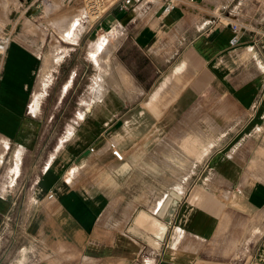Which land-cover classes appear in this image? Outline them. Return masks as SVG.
I'll return each instance as SVG.
<instances>
[{
    "label": "crops",
    "instance_id": "1",
    "mask_svg": "<svg viewBox=\"0 0 264 264\" xmlns=\"http://www.w3.org/2000/svg\"><path fill=\"white\" fill-rule=\"evenodd\" d=\"M74 9L2 55L0 264H263L264 0Z\"/></svg>",
    "mask_w": 264,
    "mask_h": 264
},
{
    "label": "rangeland",
    "instance_id": "2",
    "mask_svg": "<svg viewBox=\"0 0 264 264\" xmlns=\"http://www.w3.org/2000/svg\"><path fill=\"white\" fill-rule=\"evenodd\" d=\"M31 1V0H30ZM33 3L30 5H24L23 0L19 2L18 0H13V2L9 0H0V36L4 34H9V36L12 39V36L16 33H24L28 34L30 33L33 35V40L41 41L42 45H46V50L48 51V54L50 55V45H58L57 42H54V38L50 37L48 38L49 32L48 30L56 33L57 30L55 27L56 24H59V22H55L53 20L55 17H53V14H48L50 7H51V0H49V4H46V0H32ZM38 1V3H37ZM43 1V2H42ZM46 1V2H45ZM75 4V12L71 13L73 14H81L82 17L84 16V19L89 22L97 21L94 19H91V17L87 13L88 4H86V1L84 0H74ZM64 7L67 6V3L63 4ZM116 9V8H108L104 13H101V16L107 13L108 11ZM69 16V15H67ZM68 20H62L60 22L61 27H64V24H67ZM78 23V22H77ZM31 25V28L28 26ZM55 26V27H54ZM59 27V26H58ZM18 31V32H17ZM44 32V36L42 38H39L40 36L38 34H42ZM14 39V38H13ZM2 55L0 53V75H1V59ZM231 153H235V156L239 157L240 159H244L246 156V150H235L231 149ZM166 173L157 174L156 178V187L158 189H170L169 192H175L176 187H180L179 181L186 178V176H164ZM178 178L179 180H177ZM195 177H192L194 179ZM192 180H189L188 185H190ZM164 191V190H163ZM165 192V191H164ZM19 219V218H18ZM264 264V262H263Z\"/></svg>",
    "mask_w": 264,
    "mask_h": 264
},
{
    "label": "built area",
    "instance_id": "3",
    "mask_svg": "<svg viewBox=\"0 0 264 264\" xmlns=\"http://www.w3.org/2000/svg\"><path fill=\"white\" fill-rule=\"evenodd\" d=\"M85 1V0H84ZM91 3L93 8V13L95 15V20L101 17V13H104L108 8H116L119 11H127L129 9H133L138 6H144L153 4L155 2L160 3L161 7V15L168 14L174 6L178 3V0H88ZM103 7V12L99 13L100 8ZM243 29L238 23L231 24V32L232 36L229 40L230 46H235ZM11 37L9 34H4L0 36V53L4 54L9 43ZM109 149L113 158L117 161H122L123 156L122 153L116 148L115 144L110 143ZM92 151V149H91Z\"/></svg>",
    "mask_w": 264,
    "mask_h": 264
},
{
    "label": "bare ground",
    "instance_id": "4",
    "mask_svg": "<svg viewBox=\"0 0 264 264\" xmlns=\"http://www.w3.org/2000/svg\"><path fill=\"white\" fill-rule=\"evenodd\" d=\"M85 1H86V4H88V5H87V6H88V8H87V13H88V15H90V16L96 18L95 15H94V13H93V8H92V6H91V3H89L88 0H85ZM103 10H104L103 7L100 8L99 13L103 12ZM131 18H132V16H131ZM172 195H173V197L167 200V202H166V204H165V207H164V208H168V207H169V208H168L169 214L172 212V210H173V208H174V206H175V204H176V202H175L174 199L179 197L178 194H176V193H174V192H172ZM162 228H163V230L165 229L164 226H162Z\"/></svg>",
    "mask_w": 264,
    "mask_h": 264
}]
</instances>
